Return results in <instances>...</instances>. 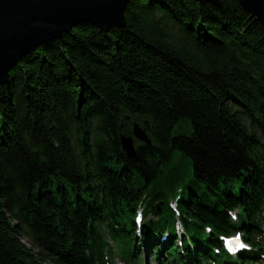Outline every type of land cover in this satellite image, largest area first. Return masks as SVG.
Wrapping results in <instances>:
<instances>
[{"label": "trees", "instance_id": "16d2710c", "mask_svg": "<svg viewBox=\"0 0 264 264\" xmlns=\"http://www.w3.org/2000/svg\"><path fill=\"white\" fill-rule=\"evenodd\" d=\"M219 2L130 0L123 28L76 23L9 71L0 264H90L105 211L131 246L141 196L171 217L164 199L185 174L177 155L193 167L180 209L195 220L194 242L212 243L202 227L217 229L223 207L249 217L264 197V26L237 0ZM133 122L152 141L136 147L138 164L119 144ZM180 123L187 136L173 134Z\"/></svg>", "mask_w": 264, "mask_h": 264}, {"label": "water", "instance_id": "95a60500", "mask_svg": "<svg viewBox=\"0 0 264 264\" xmlns=\"http://www.w3.org/2000/svg\"><path fill=\"white\" fill-rule=\"evenodd\" d=\"M219 6V0H196ZM264 26V0H237ZM130 0H0V86L9 71L31 50L68 33L76 23H89L103 32L125 26ZM134 137L147 145L145 131L133 124ZM122 151L136 159L131 138L120 136Z\"/></svg>", "mask_w": 264, "mask_h": 264}, {"label": "rangeland", "instance_id": "374dc122", "mask_svg": "<svg viewBox=\"0 0 264 264\" xmlns=\"http://www.w3.org/2000/svg\"><path fill=\"white\" fill-rule=\"evenodd\" d=\"M180 132L188 133V130H187V128H182V126H176L173 130V134L180 133ZM25 243H27V242L25 241ZM28 247H31L34 251H36V249L34 247H32L30 245H28ZM143 254H144V252H143Z\"/></svg>", "mask_w": 264, "mask_h": 264}, {"label": "snow or ice", "instance_id": "6c2138e0", "mask_svg": "<svg viewBox=\"0 0 264 264\" xmlns=\"http://www.w3.org/2000/svg\"><path fill=\"white\" fill-rule=\"evenodd\" d=\"M234 239L238 240V237L237 238H234ZM229 242H231V241H229Z\"/></svg>", "mask_w": 264, "mask_h": 264}]
</instances>
